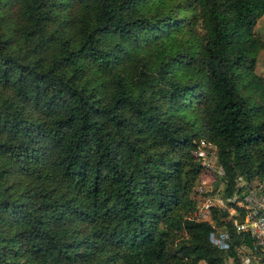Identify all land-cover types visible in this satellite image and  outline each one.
Instances as JSON below:
<instances>
[{"label":"trees","instance_id":"1","mask_svg":"<svg viewBox=\"0 0 264 264\" xmlns=\"http://www.w3.org/2000/svg\"><path fill=\"white\" fill-rule=\"evenodd\" d=\"M264 0H0V264H240L195 214L264 181ZM205 194V193H204ZM222 228L228 249L210 240Z\"/></svg>","mask_w":264,"mask_h":264},{"label":"built area","instance_id":"2","mask_svg":"<svg viewBox=\"0 0 264 264\" xmlns=\"http://www.w3.org/2000/svg\"><path fill=\"white\" fill-rule=\"evenodd\" d=\"M196 159L202 167L201 175H207L216 161L217 149L211 142H201L194 152ZM214 161V162H213ZM223 173L222 167L218 166ZM207 186L203 183L198 191L207 193ZM219 207L226 209L234 221L238 233L248 234L252 240V247L241 245L237 249L240 264H264V181L246 180L238 177L235 189L231 196L218 200V205H213L211 199L207 198V204L199 209L196 216L200 221L211 220V209ZM210 240L221 249H228L227 232L210 234Z\"/></svg>","mask_w":264,"mask_h":264},{"label":"rangeland","instance_id":"3","mask_svg":"<svg viewBox=\"0 0 264 264\" xmlns=\"http://www.w3.org/2000/svg\"><path fill=\"white\" fill-rule=\"evenodd\" d=\"M253 32L258 39L264 41V15L257 19ZM254 72L257 75L264 77V48H261L257 51V54L255 56ZM213 165L214 166L210 170V172L207 175H201L197 183L196 191L193 197L195 198L194 200L196 201L197 207L195 210V214L199 212V209L201 207H204V205L207 204V198L211 199V203L213 205H218V200L223 198L222 192L224 186L221 182V171L219 170V165L217 164V161H215ZM201 183L205 184L208 188V192L205 194H201L198 191V187ZM214 232L219 234L225 232V230L222 228H218ZM228 262L229 264H233V258L229 259Z\"/></svg>","mask_w":264,"mask_h":264}]
</instances>
